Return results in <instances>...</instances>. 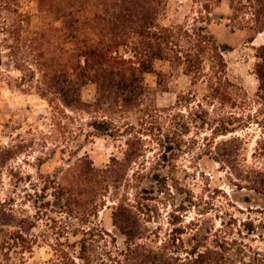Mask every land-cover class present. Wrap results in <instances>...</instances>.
I'll list each match as a JSON object with an SVG mask.
<instances>
[{"label":"rangeland","instance_id":"1","mask_svg":"<svg viewBox=\"0 0 264 264\" xmlns=\"http://www.w3.org/2000/svg\"><path fill=\"white\" fill-rule=\"evenodd\" d=\"M198 4L199 0H163L157 23H190ZM56 7L54 0H0V212L11 210L34 241L33 255L25 264H60L59 252L75 259L83 238L92 243L89 253L107 262L124 241L111 220L117 201L138 211L142 241L148 247L162 246L174 237L183 256L198 230L206 244L217 249L216 264H264V196L252 183L264 172V129L252 123L217 137L209 127L196 130L192 111L174 107L176 96L189 89L182 67L173 60H155L140 89L128 98L141 110L171 109L166 111L168 119L181 110L178 124L193 123L174 150L162 152L134 114L112 113V100L98 108L89 106L95 102L96 84L78 89L71 85L73 78L65 70L70 45ZM248 7L246 0H219L210 15V30L230 78L251 102L245 113L255 114V51L263 45L264 34L249 29ZM46 80L58 81L67 102L78 98L82 110L65 106L62 92L47 88ZM223 108L240 112L229 105ZM94 119L112 120L120 133L114 138L86 137L91 132L87 124ZM164 123L162 133H167V120ZM129 137L138 139L143 156L120 171L117 191L85 193L82 189L90 182L79 180L77 197H90L89 204L67 207L52 202L53 193L75 182L78 161L103 169L112 157H123ZM134 172L143 176L136 190L127 185ZM153 175L162 180L154 182Z\"/></svg>","mask_w":264,"mask_h":264},{"label":"trees","instance_id":"2","mask_svg":"<svg viewBox=\"0 0 264 264\" xmlns=\"http://www.w3.org/2000/svg\"><path fill=\"white\" fill-rule=\"evenodd\" d=\"M57 10H61L59 20L65 30L68 49V61L65 65L73 78L72 86L77 89L86 83L96 84V98L93 108L112 100V113L123 116L134 114L139 125L145 126V134L155 141L163 151L174 150L182 135L191 125L196 130L209 127L211 135L226 136L241 128L255 123L264 129V43L255 51L254 75L257 90L252 104H257L255 114L245 113L251 102L242 87L232 80L227 72L223 52L210 30V15L219 0H199L196 17L190 23L161 26L157 15L163 0H54ZM252 20L249 29L253 34H264V0H246ZM68 8V9H67ZM68 11H65V10ZM66 12V13H65ZM263 26L260 27V21ZM250 35L247 42L253 41ZM155 60H173L179 64L188 78L189 89L176 96L174 107L189 108L193 123L178 124L181 110L168 119L166 111L171 109H146L136 107L128 98L136 93L144 74L150 72ZM43 66V65H42ZM47 88H57L62 92V102L69 108L82 110L80 101L68 103L67 97L58 81L46 80ZM61 96V95H60ZM226 105L239 109V114L224 111ZM168 123L167 133L163 132L164 122ZM87 126L91 129L88 136H108L114 138L120 133L112 120H91ZM180 132L177 133V131ZM126 149L121 159L112 157L103 169H95L87 161L76 164L75 182L53 193L52 202L89 204L90 197L79 200V180L90 182L82 189L85 193L107 190L117 191L121 186L120 171L135 164L142 156L143 149L135 137L125 140ZM259 179L252 181L254 190L264 196V172ZM128 187H140L143 176L134 172ZM74 178V177H73ZM151 180L159 183L160 175ZM80 183V182H79ZM163 183V182H162ZM72 184V186H71ZM86 190V191H85ZM77 193V194H75ZM91 194V195H92ZM43 198V197H42ZM138 211L126 201H117L112 209V225L123 236V246L114 255L107 256V262H99L89 253L92 243L86 238L78 241V253L70 258L68 253L56 255L60 264H216L217 249L206 244L207 239L194 231L189 249H181L170 237L162 246L148 247L142 241ZM16 215L9 209L0 212V264H22L33 255V240H29L28 229L16 221ZM18 222V223H17ZM30 222V221H29ZM32 227V223H29ZM34 227V226H33ZM250 232L252 231L249 228ZM182 245V240L177 239ZM180 250V251H179ZM25 255L27 257L25 258Z\"/></svg>","mask_w":264,"mask_h":264}]
</instances>
